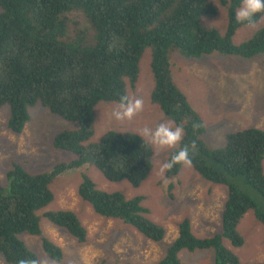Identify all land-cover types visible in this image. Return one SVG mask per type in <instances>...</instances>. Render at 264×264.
Returning a JSON list of instances; mask_svg holds the SVG:
<instances>
[{
	"label": "trees",
	"instance_id": "16d2710c",
	"mask_svg": "<svg viewBox=\"0 0 264 264\" xmlns=\"http://www.w3.org/2000/svg\"><path fill=\"white\" fill-rule=\"evenodd\" d=\"M224 3L229 5V24L222 35L201 24L203 16L217 12L210 0H0V110L4 105L10 108L8 128L20 134L30 119L29 108L37 103L79 124L77 130L57 133L53 141L55 148L74 153V159L38 174L16 161L7 170L8 188L0 184V255L8 264H40L21 238L23 233L38 236L53 261L64 260L63 249L44 235L38 213L53 201L50 184L57 176L92 162L110 181L126 180L138 187L149 177L153 148L139 134L109 131L100 141L85 144L95 133L96 107L102 101L120 103L122 96H128L124 79L137 83L148 47L153 50L157 83L152 100L184 129L169 160L188 147L194 169L227 188L220 231L198 237L185 217L177 223L178 235L158 264H184L181 250L209 248L215 252V264H239L238 255L224 241L243 245L237 227L250 210L264 225V129L231 131L224 146L209 147L202 118L170 73L172 49L189 57L213 52L243 58L264 54V27L234 44L237 29L244 26L235 19L241 0ZM263 16L258 14L255 23ZM181 168L177 164L167 169L166 177L177 176ZM173 188L171 184V198ZM78 195L99 215L122 221L147 239L161 242L165 237V228L148 216L141 195L128 198L120 191L98 189L85 172ZM45 216L79 243L87 242L88 231L74 211H47Z\"/></svg>",
	"mask_w": 264,
	"mask_h": 264
},
{
	"label": "rangeland",
	"instance_id": "374dc122",
	"mask_svg": "<svg viewBox=\"0 0 264 264\" xmlns=\"http://www.w3.org/2000/svg\"><path fill=\"white\" fill-rule=\"evenodd\" d=\"M217 12L213 16H203L204 28L216 29L224 34L229 24V5L225 0H210ZM1 10V8H0ZM238 10V9H237ZM74 19L79 20L73 15ZM264 27V16L254 28L247 25L237 29L233 42L241 44ZM153 50L145 49L139 65L137 83L132 85L125 78L129 97L142 98L143 109L132 120L118 121L113 110L118 102L102 101L96 107L94 135L85 142H98L109 131L139 134L144 127L155 128L160 123L170 122L159 104L152 100L156 79L152 69ZM170 73L172 80L184 93L192 107L202 118L206 127L204 140L211 148H220L226 143V135L247 127L264 129V54L252 58L213 52L201 57H189L180 51H170ZM30 119L20 134L8 128L10 108L0 110V184L8 188L7 170L12 162L23 164L33 174L51 171L63 161H70L75 154L54 147L57 133L77 130L79 124L67 121L37 103L29 108ZM153 148V168L149 177L138 187L128 181H110L92 162L69 170L57 176L50 184L54 193L53 201L39 211L43 233L64 251L62 262L53 261L44 251L41 239L29 233L21 238L34 251L40 264H158L166 248L178 235L177 223L189 217L193 232L198 237H209L221 229V217L227 188L211 183L203 178L191 165H183L180 173L166 177L161 166L169 161L173 149ZM264 165V163H263ZM85 172L95 182L98 189L120 191L128 198L144 197L143 206L149 210L148 216L165 228L161 242L145 238L132 226L113 218H105L78 195V187ZM174 185L170 197L169 186ZM251 194L255 195L252 189ZM256 196V195H255ZM72 210L88 231V240L79 243L64 229L55 226L45 216L47 211ZM244 243L233 246L229 240L225 245L239 257V264H264V225L252 210L248 211L238 225ZM179 257L184 264H215L212 248L188 251L183 249ZM0 264H8L0 255Z\"/></svg>",
	"mask_w": 264,
	"mask_h": 264
},
{
	"label": "clouds",
	"instance_id": "9594fccd",
	"mask_svg": "<svg viewBox=\"0 0 264 264\" xmlns=\"http://www.w3.org/2000/svg\"><path fill=\"white\" fill-rule=\"evenodd\" d=\"M264 13V0H241V4L235 13L236 22L247 25L250 28L256 26L255 18L258 14ZM144 101L142 98L122 96L118 108L113 110V116L116 120H132L136 114L142 111ZM184 136V129L180 126H173L172 123H160L155 128L144 127L140 130L139 137L150 142L160 150L175 148L181 143ZM196 149L195 143L191 146ZM190 149L184 147L176 151L171 159L161 166V173L167 169L173 168L177 164L191 165Z\"/></svg>",
	"mask_w": 264,
	"mask_h": 264
}]
</instances>
